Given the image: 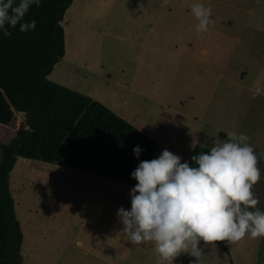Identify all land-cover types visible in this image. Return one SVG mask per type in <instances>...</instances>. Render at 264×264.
<instances>
[{
  "label": "rangeland",
  "instance_id": "1",
  "mask_svg": "<svg viewBox=\"0 0 264 264\" xmlns=\"http://www.w3.org/2000/svg\"><path fill=\"white\" fill-rule=\"evenodd\" d=\"M74 0L62 26L66 55L49 79L111 108L188 162L196 145L243 133L264 153V0ZM26 117L0 124L2 147ZM252 191L264 207V158ZM10 187L24 236L22 264H264V236L204 242L199 257L162 260L132 244L117 211L133 186L20 157Z\"/></svg>",
  "mask_w": 264,
  "mask_h": 264
},
{
  "label": "trees",
  "instance_id": "2",
  "mask_svg": "<svg viewBox=\"0 0 264 264\" xmlns=\"http://www.w3.org/2000/svg\"><path fill=\"white\" fill-rule=\"evenodd\" d=\"M73 1L41 0L39 6H30L15 27L5 24L11 36L0 30V124L12 126L19 113L26 117L17 135L2 147L0 264H22L24 236L10 187L11 173L20 157L134 187L137 181L131 173L139 162L156 158L166 149L100 101L49 79L66 55L62 22ZM33 20L34 29L20 30ZM219 138L226 140L227 133L221 132ZM137 145L144 149L139 159L133 152ZM211 148L196 145L189 161ZM190 164L195 166L194 161Z\"/></svg>",
  "mask_w": 264,
  "mask_h": 264
},
{
  "label": "clouds",
  "instance_id": "3",
  "mask_svg": "<svg viewBox=\"0 0 264 264\" xmlns=\"http://www.w3.org/2000/svg\"><path fill=\"white\" fill-rule=\"evenodd\" d=\"M41 0H0V30L21 21L32 4ZM15 5V6H14ZM199 21L198 31L212 23V9L197 2L191 6ZM36 22L23 24L21 31L35 28ZM208 152L181 162L182 157L169 151L151 160H142L131 173L137 181L130 192L131 207H120L117 216L123 232L132 244L152 242L162 260H172L181 253L199 257L201 240L235 242L250 236H264V210L252 191L261 177L258 155L247 143L246 134L228 132ZM144 149L137 145L133 152L139 159Z\"/></svg>",
  "mask_w": 264,
  "mask_h": 264
}]
</instances>
